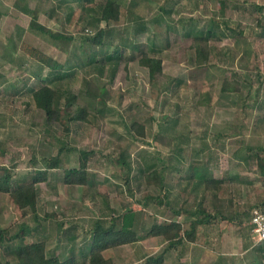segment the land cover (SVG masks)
I'll return each mask as SVG.
<instances>
[{"label":"rangeland","instance_id":"obj_1","mask_svg":"<svg viewBox=\"0 0 264 264\" xmlns=\"http://www.w3.org/2000/svg\"><path fill=\"white\" fill-rule=\"evenodd\" d=\"M50 1L29 0V5L39 9L41 23L73 39H51L31 30L30 16L15 10L14 0H0V166L10 168L15 182L47 169L50 158L65 144L94 150V154L89 160L91 185L81 186L63 182L64 169L78 165V151L62 152L60 167L51 169L48 180L37 185L38 212L54 216L27 239L45 236L50 253L66 255L68 248H63L57 235L59 223L65 222L75 231L73 246L79 250L94 221L108 214V206L142 211L141 236L154 219L186 221L188 214L175 216L174 210L181 204L192 210L200 201L201 195L191 192L193 180L187 177L195 162L206 161L209 173L227 178L220 190L232 200L227 213L237 211L243 222L218 219L200 227L198 241L174 247L165 264H264V241H257L245 214L264 202V175L257 165V152L264 148V15L255 9L264 0H145L135 7L146 25L142 33L135 32L138 25L124 5L120 21L111 23L113 30L104 47L112 53L121 44L126 56L112 82L111 65L100 75L93 65L82 62L102 49L88 40L96 32L98 24L90 20L97 13L84 11L83 0H58L55 6ZM104 1L96 0L94 5ZM162 7L171 12L166 14ZM189 17L198 28L206 29L213 19L219 30L228 25L234 31L227 30L228 37L210 42L216 51L207 70L195 67L194 34L186 35L183 27ZM34 49L64 66L75 65L69 70L72 75L60 82L63 88L78 93L93 84L106 85L109 102L104 115L93 122H72L69 134L61 124H49L45 112L36 107L31 89L49 79L50 69L28 54ZM152 56L161 59V75L155 80L149 75ZM237 75L243 90L222 94L223 79ZM172 78L183 80L182 87L166 90ZM134 122L146 126L144 137L131 131ZM173 147L182 148V156H176ZM122 149L129 157L128 166L117 160ZM158 158L166 162L158 163L166 165L162 196L169 192V207H159L152 198L147 205L140 203L145 195L160 192L144 177ZM21 212L10 194L0 192V229L15 232L23 223L36 226L32 212ZM6 245L0 243L4 260ZM167 245L161 236H154L114 248L111 255L114 264H135L140 254H159ZM79 258V264H89L87 258Z\"/></svg>","mask_w":264,"mask_h":264},{"label":"trees","instance_id":"obj_2","mask_svg":"<svg viewBox=\"0 0 264 264\" xmlns=\"http://www.w3.org/2000/svg\"><path fill=\"white\" fill-rule=\"evenodd\" d=\"M86 8L91 12H96L92 16L90 23L95 22L98 24L96 32L93 36L88 38L96 46L102 47L99 52L90 53L85 59L84 64L93 65L94 69L103 75L107 65H111L112 72L109 79L113 81L117 68L126 56L124 51L121 52V44L117 45L112 53H108L104 50L107 45L106 40L108 34L111 33V23L120 21L122 8L126 5V11L133 18L138 25L135 28L136 33L145 32L146 25L143 18L135 10L136 5L139 6L145 0H105L102 4L95 6L96 0H83ZM182 1V0H178ZM223 6V2H220ZM94 5V6H90ZM90 6V7H88ZM166 14H169L171 10L164 7L161 8ZM255 9L259 14L264 15V5L255 4ZM31 13L30 28L37 33L47 35L51 39H73L72 36L64 34V32H54L50 27L38 21L37 10H29ZM84 18V17H83ZM183 27H186V35H193L194 38V63L195 67L199 69H209L212 66V55L215 53V48L210 44L212 40L222 39L228 37L227 30L234 32L228 25L219 30V24L215 20H210L208 27L198 28L194 18H185ZM141 21V23H140ZM100 22H105V26H100ZM194 23L193 28H187ZM196 26V28H195ZM240 34L243 32L239 31ZM236 43L239 41L235 37ZM37 49L28 50V54L33 56L38 61L43 62L50 69V73L42 85L35 89H31L32 97L36 107L42 109L46 114V120L49 124H61L66 134L70 133V124L75 121L93 122L98 116L104 115L108 105V96L106 85L98 86L93 84L91 87H87L86 91L74 92L71 88H63L60 82L71 76L75 65L68 64L64 66L61 62L54 60L51 57H47L44 53H35ZM244 55H247V51L243 49ZM98 56H101L98 58ZM53 59V60H52ZM128 59V58H127ZM131 59V58H130ZM257 59V58H256ZM150 79L155 80L158 75H161V59L150 57ZM258 62V60H256ZM78 65V63H77ZM246 67V65L244 66ZM259 68L258 64L255 65V69ZM245 70V68H244ZM239 75L237 78H224L221 84V93L236 94L243 90L244 84L240 82ZM109 82V83H110ZM173 82V83H172ZM242 82L246 83L247 80ZM183 80L178 78H172L169 80L166 90L179 89L183 85ZM174 84V86H170ZM176 92V90H174ZM132 132L140 137L146 135V126L142 123L134 122L130 125ZM176 156L181 154L182 148L174 150ZM65 150L78 151L79 160L77 166H71L64 169L63 182L69 185H91L89 160L94 154V150L77 149L76 147H70L65 144L64 148H60L58 154L51 157L47 169L38 170L27 174L24 179L13 181V175L10 168L6 166H0V192L10 194L13 202L22 211V215L32 212L33 218L36 222V226H29L26 223L21 224L20 229L15 232H11L10 228L0 229V243H7L5 247L6 259L0 257V264H78L74 254L68 255L65 258H61L55 253H50L48 247V238L39 237L36 240H28L29 236H33L35 232L38 233L39 229L45 227V222L50 220L53 213L45 212L43 216L38 212L39 197H38V184L45 182L49 178V171L51 169H57L60 167V155ZM264 148H261L257 152V165L260 168L261 174L264 175V155L261 154ZM175 156V157H176ZM182 156V154H181ZM125 149L119 150V156L117 160L123 165H129ZM165 164L166 162L158 158L148 166V171L144 173V177L148 184L154 185L160 189L159 194L152 195L147 194L143 197L140 203L147 205L148 199L152 198L159 207L170 206L169 192L162 196L165 188V178L163 172L166 165L162 167L159 163ZM192 172L187 177L189 180H193L191 185V192L201 195L200 201L196 206L190 210L183 204L181 207H176L174 210L175 216L182 214L183 212L189 215L186 221H181L177 218L170 220L161 218V220L154 219L151 226L148 229V234L153 236H161L168 242L167 247L163 252L148 256L145 258L142 264H163L165 260V254L167 251L179 244H186L187 242L195 243L198 241L199 229L202 226L213 225L218 219H225L228 221H236L242 224L240 219V213L233 210L227 213L226 208L232 205L231 198L222 196L220 190L223 184L226 182V177H215L209 173V166L206 161L195 162L191 166ZM186 190V188H185ZM210 195V198L208 196ZM197 199V197H196ZM262 205L256 204L255 206ZM253 206L252 208H254ZM252 210V209H251ZM250 210V211H251ZM140 212H137L133 207L126 208V211L119 214L121 218V225L118 228L114 222L109 226H105V222L102 219H96L94 222V228L90 231L89 239L86 241L87 251L89 257V264H114L113 258L110 256L111 250L119 246L134 243L139 238L136 234V219ZM249 216L250 212L245 213ZM192 217V218H190ZM138 220V219H137ZM86 239V240H87ZM18 242V243H17Z\"/></svg>","mask_w":264,"mask_h":264},{"label":"crops","instance_id":"obj_3","mask_svg":"<svg viewBox=\"0 0 264 264\" xmlns=\"http://www.w3.org/2000/svg\"><path fill=\"white\" fill-rule=\"evenodd\" d=\"M56 1H58V0H51L50 2H49V4H54V6L56 5ZM12 6H13V8L15 9V10H17L18 12H21V13H23V14H27V15H29L30 16V21H31V13L29 12V10H37V12H38V21L40 22V20H39V18H40V12H39V9L35 6L34 8H33V6H31V5H29V0H14V2H13V4H12ZM53 12L52 13H54V11H55V7H53L52 9H51ZM57 11V10H56ZM51 13V14H52ZM49 14V13H48ZM259 53L257 54V60L260 62V60H259ZM81 186H86V185H81ZM109 208L107 209L108 210V214H103L104 215V217H99V218H97V219H102L104 222H105V226H109L111 223H115V224H117V227L119 228L120 227V225H121V218H119L120 217V215L119 214H121V213H123V212H125L126 211V209H123V210H118V209H116V208H114V207H112V206H108ZM134 209V208H133ZM134 210H136V209H134ZM137 212H140L139 214H138V216H137V219H136V227H135V229H136V234H137V236H138V240L136 241V242H139L140 240H143V239H146V238H152V237H154L153 235H151V234H148V229H149V227L151 226V223H150V225L149 226H147L146 227V231H147V234H145L144 236H141V234L139 235L138 234V227H139V216L141 215V213H142V211H140V210H136ZM153 221V220H152ZM95 222V221H94ZM59 226H62V227H60V228H58L57 229V231H58V236L60 237V239H59V241H60V243H61V245H63V248H68L67 250H68V253L66 254V255H60L59 253H56V255H58V256H60L61 258H65V257H67L68 255H71V254H74L75 255V257H76V259L78 260V264H79V260H80V258H79V256H82L83 257V259H88V262H89V257H88V254L86 253V251H87V248H86V245H87V243H86V241H88V239H89V234H90V232L88 233V235H85L84 236V239H83V246L81 247V248H79V250H76V248H75V246H73L74 245V242H75V240H76V235L74 234V232L75 231H72V228H69V226H67V224L65 225V222H64V225L62 224V222H60L59 223ZM42 228H44V227H42ZM94 228V223H93V225H92V227H91V230ZM38 233H39V231H38ZM78 235V234H77ZM147 236V237H146ZM42 237H44V236H42ZM86 237H88V239L86 238ZM146 237V238H145ZM155 237H158V236H155ZM87 239V240H86ZM135 243V242H134ZM129 244V243H128ZM69 245H72V247H68ZM85 249H86V251H85ZM172 249H174V247L173 248H171V249H169L168 251H167V253L165 254V260H164V263L163 264H165V262H166V259H167V255H168V253L172 250ZM165 250V249H164ZM163 252V251H162ZM155 254H158V253H154V254H147V255H143V254H140V258H139V260H138V262H136L135 264H142L143 262H144V260H145V258L146 257H148V256H152V255H155ZM141 255H143V256H141ZM110 256L112 257V255H111V253H110ZM83 261V260H82Z\"/></svg>","mask_w":264,"mask_h":264},{"label":"built area","instance_id":"obj_4","mask_svg":"<svg viewBox=\"0 0 264 264\" xmlns=\"http://www.w3.org/2000/svg\"><path fill=\"white\" fill-rule=\"evenodd\" d=\"M249 220L251 231L257 237V241H264V206L259 205L252 208Z\"/></svg>","mask_w":264,"mask_h":264}]
</instances>
